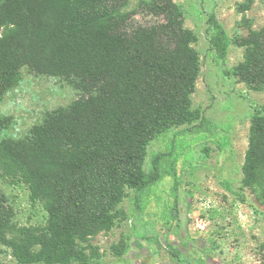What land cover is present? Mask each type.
<instances>
[{"label":"trees","instance_id":"obj_1","mask_svg":"<svg viewBox=\"0 0 264 264\" xmlns=\"http://www.w3.org/2000/svg\"><path fill=\"white\" fill-rule=\"evenodd\" d=\"M0 0V99L23 72L64 78L79 96L49 111L25 137L0 116V244L20 264H104L92 238L111 229L130 197L139 209L184 155L195 123L193 94L202 71L197 33L174 0ZM147 9L163 22L137 19ZM206 34L218 60L232 44L244 59L227 73L264 89V30L229 35L215 12ZM189 125L184 129L177 128ZM172 134L168 151L152 143ZM242 186L264 185V104L250 115ZM2 181L24 187L42 223L20 226L14 197ZM173 256L181 261L179 249ZM189 262V260H187ZM2 256L0 254V264Z\"/></svg>","mask_w":264,"mask_h":264},{"label":"rangeland","instance_id":"obj_2","mask_svg":"<svg viewBox=\"0 0 264 264\" xmlns=\"http://www.w3.org/2000/svg\"><path fill=\"white\" fill-rule=\"evenodd\" d=\"M136 7L140 0H131ZM194 30V45L202 71L193 94L195 123L187 131L184 155L172 165L163 159V178L148 191L149 203L139 209L126 197L115 226L92 238L104 264H264V185L243 187V164L249 146L250 115L264 104V89H251L227 71L244 59V47L232 44L225 61L218 60L206 34L207 16L217 14L229 35L245 36L264 30V0H174ZM145 24L161 16L140 9ZM79 96L62 77L23 72V78L0 99V116L10 118L7 133L25 137L47 112L65 107ZM183 125L176 129H184ZM172 134L155 140L149 149L168 151ZM18 208L17 223H42L44 212L32 206L24 187L2 181ZM181 252V261L173 256ZM1 264H20L12 249L0 244ZM189 260V262H187Z\"/></svg>","mask_w":264,"mask_h":264}]
</instances>
